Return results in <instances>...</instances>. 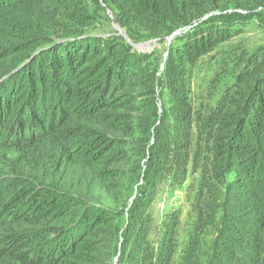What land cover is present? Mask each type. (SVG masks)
Masks as SVG:
<instances>
[{
  "label": "trees",
  "instance_id": "16d2710c",
  "mask_svg": "<svg viewBox=\"0 0 264 264\" xmlns=\"http://www.w3.org/2000/svg\"><path fill=\"white\" fill-rule=\"evenodd\" d=\"M104 1L113 4L129 34L139 30L162 40L190 29L175 38L183 45L169 56L164 76L172 86L179 67L192 66L229 39L218 27L224 17L216 13L232 9L260 19L258 12H264V0ZM78 3L0 0V61L21 58L13 69L0 73V147L23 162L31 161L26 171L41 167L46 152L57 150L65 154L64 166L90 173L107 186L111 180L125 179L122 168L129 156L124 138L138 129L134 114L143 105H153L148 96L154 93V82L145 65L147 55L125 51L116 41L67 38L53 45L55 49L33 52L49 42L42 38L50 28L49 10L87 22ZM25 6L34 7L28 25L11 17ZM34 25L39 27L36 34ZM235 80L201 128L208 153L202 160L207 164H200V157L191 160L194 170L202 172V184H225L231 199L223 203L222 228L209 264H264V51L251 55ZM175 97L183 99L180 118L186 121L188 141L192 110L183 95ZM95 126L100 129L93 133ZM167 133L164 129L150 155L151 163L157 161L154 173L166 165ZM76 136L84 137L83 144L67 149ZM47 183L41 178L33 191L0 197V264H113L118 216L95 206L87 194L75 196ZM147 196L148 191L140 194L141 203L129 215L117 264H172L178 220L170 219L162 249L155 255L149 241L152 218L148 207H142Z\"/></svg>",
  "mask_w": 264,
  "mask_h": 264
},
{
  "label": "rangeland",
  "instance_id": "374dc122",
  "mask_svg": "<svg viewBox=\"0 0 264 264\" xmlns=\"http://www.w3.org/2000/svg\"><path fill=\"white\" fill-rule=\"evenodd\" d=\"M78 4L81 15L84 14L87 22H76L73 17L59 10H49L50 28L42 36L43 40L47 39L49 42L40 44L33 52L51 50L53 45L60 44L67 38L75 41L95 37L108 43L116 41L125 51L147 55L145 65L154 82V93L148 98L153 100V105H143L142 111L134 114L138 129L133 135L124 138L127 144L124 152L129 156L128 163L122 168L125 179L121 182L111 180L105 186L95 181L90 173L69 165L64 166L62 159L66 158L65 154L58 153L57 150L46 152V157L41 159V167L36 166L34 171H26L24 166L31 161L23 162L12 151L0 147V197L7 198L17 190L33 191L41 178L47 184L60 185L72 195L84 197L87 194L93 199L95 206L118 216L112 261L115 264L129 223V215L140 202V194L148 191L149 196L143 201L142 207H150L147 208L152 218L149 241L154 254L161 251L164 233L170 226V219L175 217L179 224L172 264H184L186 260L190 264L213 262L214 243L223 223V203L231 199L227 198L228 188L225 184L211 180L207 181V185L202 184V172L194 170L191 159L200 157L199 163L207 164V160H202L208 153L207 149L203 150L204 137L201 133L206 115L213 112L220 96L232 87L251 55L264 51V12H258L260 19L248 18L246 13L232 9L216 13L217 18L224 17L220 19L222 22L218 27H222L223 32L230 36L229 39L219 44L211 53L200 57L192 66L185 64L182 68L179 67L175 74L177 82L173 84L174 92L170 83L172 81L167 80L164 75L170 66L171 51L181 49L183 45L182 41L175 38L188 33L190 29L174 34L171 39L165 37L162 40L150 39L146 32L139 30L131 31V35L118 22L113 4L104 0H79ZM33 9L34 7L25 6L14 11L11 17L14 16L17 23L28 25ZM89 20L92 24H86ZM31 29L35 34L39 32L36 25ZM19 56L13 55L1 60L0 73L13 69L21 59ZM177 64L175 62L172 67ZM175 94L183 95L192 110V131L188 141L184 134L186 121L180 118L183 99L179 100ZM163 128L168 132V158L164 169L160 173H154L157 161L151 163L150 155L156 141L161 140ZM97 129L100 128L95 126L93 133ZM95 137L93 135L91 140ZM83 139V136H76L67 149L75 150V147L83 144ZM151 182H154L153 188Z\"/></svg>",
  "mask_w": 264,
  "mask_h": 264
},
{
  "label": "water",
  "instance_id": "95a60500",
  "mask_svg": "<svg viewBox=\"0 0 264 264\" xmlns=\"http://www.w3.org/2000/svg\"><path fill=\"white\" fill-rule=\"evenodd\" d=\"M181 31H182V30H181ZM181 31H178V32L173 33L171 36L167 37V39H171V37L174 36V34H176V33H180ZM116 263H117V259H115V264H116Z\"/></svg>",
  "mask_w": 264,
  "mask_h": 264
}]
</instances>
